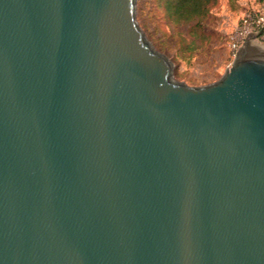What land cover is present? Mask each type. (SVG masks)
<instances>
[{
  "label": "water",
  "instance_id": "95a60500",
  "mask_svg": "<svg viewBox=\"0 0 264 264\" xmlns=\"http://www.w3.org/2000/svg\"><path fill=\"white\" fill-rule=\"evenodd\" d=\"M137 0H0V264H264V46L190 86Z\"/></svg>",
  "mask_w": 264,
  "mask_h": 264
},
{
  "label": "rangeland",
  "instance_id": "374dc122",
  "mask_svg": "<svg viewBox=\"0 0 264 264\" xmlns=\"http://www.w3.org/2000/svg\"><path fill=\"white\" fill-rule=\"evenodd\" d=\"M259 0H215L200 21L174 24L166 0H137L136 20L154 48L174 64V78L190 86L217 81L231 65L230 45Z\"/></svg>",
  "mask_w": 264,
  "mask_h": 264
},
{
  "label": "trees",
  "instance_id": "16d2710c",
  "mask_svg": "<svg viewBox=\"0 0 264 264\" xmlns=\"http://www.w3.org/2000/svg\"><path fill=\"white\" fill-rule=\"evenodd\" d=\"M215 0H166L165 11L176 25L200 21L209 12ZM264 0H259V4Z\"/></svg>",
  "mask_w": 264,
  "mask_h": 264
},
{
  "label": "built area",
  "instance_id": "2783aa9c",
  "mask_svg": "<svg viewBox=\"0 0 264 264\" xmlns=\"http://www.w3.org/2000/svg\"><path fill=\"white\" fill-rule=\"evenodd\" d=\"M250 36H256L254 42L264 46V2L245 15L236 29L230 45L232 61Z\"/></svg>",
  "mask_w": 264,
  "mask_h": 264
}]
</instances>
